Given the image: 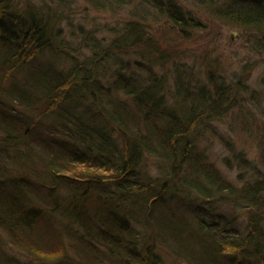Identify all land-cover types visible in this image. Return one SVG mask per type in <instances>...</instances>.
Segmentation results:
<instances>
[{
  "label": "trees",
  "instance_id": "1",
  "mask_svg": "<svg viewBox=\"0 0 264 264\" xmlns=\"http://www.w3.org/2000/svg\"><path fill=\"white\" fill-rule=\"evenodd\" d=\"M142 1L197 24L170 0ZM213 4L264 28V0ZM140 6L100 34L44 3L0 0V230L30 254L0 241V264H264V175L237 184L208 159L226 87L159 50Z\"/></svg>",
  "mask_w": 264,
  "mask_h": 264
},
{
  "label": "rangeland",
  "instance_id": "2",
  "mask_svg": "<svg viewBox=\"0 0 264 264\" xmlns=\"http://www.w3.org/2000/svg\"><path fill=\"white\" fill-rule=\"evenodd\" d=\"M30 1L44 3L55 10L65 18L60 20L64 25L96 26L100 34H108L106 26L114 27L129 18V12L141 4L139 8L148 14L146 26L153 32L159 50L183 52L185 68L191 72L188 74L207 82L211 77L226 87V106L210 121L209 128L214 134L208 159L226 179L237 184L256 172L264 175V28L261 31L256 28L248 30L219 17L214 0H170L169 3L183 8L189 19L197 21L195 27L174 24L166 18L165 12H158L156 7L142 0H128L124 9L118 11H98L85 0ZM227 1L215 0L222 5ZM225 212L228 213V208ZM234 213L233 224L245 231L247 213L244 210ZM222 219L223 225L226 219ZM8 238L0 230V241L4 246L22 258L30 256L22 246L13 243L7 246ZM232 249L235 248H231V252ZM56 251L61 252V249Z\"/></svg>",
  "mask_w": 264,
  "mask_h": 264
}]
</instances>
